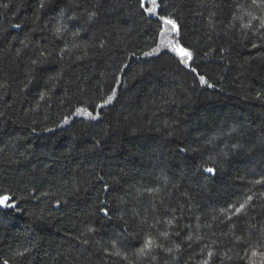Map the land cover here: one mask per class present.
<instances>
[{"label": "trees", "instance_id": "obj_1", "mask_svg": "<svg viewBox=\"0 0 264 264\" xmlns=\"http://www.w3.org/2000/svg\"><path fill=\"white\" fill-rule=\"evenodd\" d=\"M158 2L213 88L141 0H0V264H264V0Z\"/></svg>", "mask_w": 264, "mask_h": 264}, {"label": "snow or ice", "instance_id": "obj_2", "mask_svg": "<svg viewBox=\"0 0 264 264\" xmlns=\"http://www.w3.org/2000/svg\"><path fill=\"white\" fill-rule=\"evenodd\" d=\"M146 4H150L151 6H146ZM140 7L144 9V11L149 15V16H156L159 22V27H158V37L160 38V45L153 49L151 52H145L143 55L146 57L152 56L154 54H158L162 49H167L173 55L177 58V62L194 76L195 80H198L200 85H206L209 88H213L214 85L209 83L208 79L206 78L205 74H201V72L198 70V66L194 65V52L188 47H185L182 43L179 42L178 39L174 38L179 37V26L175 19L171 17V14L167 15H158V9L160 7V4L158 0H141ZM94 15L90 14V19L91 16ZM264 26V25H262ZM14 27H20L19 24L14 25ZM59 31V29H58ZM167 37V42L165 43L164 38ZM253 47H257V45H253ZM135 55V54H133ZM207 56L208 54L205 53ZM128 65H124V69H126ZM124 69H120L119 71H123ZM114 84L117 86H123L122 81L120 80L119 77L116 78L114 81ZM118 87H113L111 89V94L106 95V98H102L101 103L96 105V108L98 109H104L108 105H110L114 98L117 95ZM77 114L83 113L87 118L91 120H97L100 118L101 113L100 112H92V111H87L86 109L83 108H78L76 110ZM69 118L65 117L64 118V125L69 124ZM98 143V142H97ZM204 171L209 172V173H215V169L212 167L205 168ZM99 179L103 180V176L99 177ZM107 185L105 186V191H107ZM102 203H107L102 202ZM245 207L244 204L240 205V208L236 209V212L238 213L241 209ZM0 208L3 209H15L19 210L17 208V204L15 202V195L13 193L5 192V193H0ZM100 211H103L104 215L107 217L108 216V209L107 208H102ZM91 231V229H90ZM178 234V233H177ZM191 239V237H189ZM86 242V241H85ZM151 244V241L148 242ZM168 251H171L169 249ZM211 255V253L209 254ZM5 264L7 262L5 261Z\"/></svg>", "mask_w": 264, "mask_h": 264}]
</instances>
